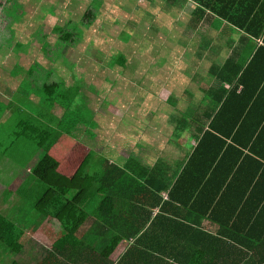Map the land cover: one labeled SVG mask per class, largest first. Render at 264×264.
Returning <instances> with one entry per match:
<instances>
[{"label":"crops","instance_id":"0c3cea01","mask_svg":"<svg viewBox=\"0 0 264 264\" xmlns=\"http://www.w3.org/2000/svg\"><path fill=\"white\" fill-rule=\"evenodd\" d=\"M6 1L8 0H0ZM165 1L166 3L163 0H150L152 8H155L152 11L150 33L156 38L149 42L143 37V41L138 43L134 62L137 67L139 64L140 66L137 73L131 74L130 79L125 77L119 81L117 90L120 89L121 92L116 94L117 105L109 106L112 115L108 117V122H105V116L110 113L105 109V112L101 113L93 107L90 109L91 120L98 128L95 129L88 123L85 129L75 130L76 139L65 137L49 152L60 163L59 173L64 176V165L67 168L68 166L63 153L64 148L69 146L70 151L81 147L80 155L85 153L82 163L91 154L94 155L92 162L102 158L141 176H144L145 172L150 173L151 177L155 178L153 181L155 180L156 186H168L167 190L160 193L161 205H164L162 202L168 201L172 185L181 179L187 170L192 171V177L186 178V182H199L201 174L199 175L196 169L203 163L197 154L201 143L210 145L216 141L214 137H217L226 145L230 144L226 134L237 128L235 115L242 111V104L236 96L232 97V92L240 95L244 91L238 84V79L250 63L251 58L245 57V53L252 49L248 41L240 39L244 37L242 34L246 33V27H236L231 21L233 18L243 20L255 17L260 6V2L255 3L257 0H208L210 7L204 9L200 8L202 5L195 0ZM21 8L19 5L15 9ZM261 44L262 42L258 41L257 48ZM21 45L23 47V44ZM44 67L40 68L43 70ZM255 70L248 75L251 92H255L260 78L259 71ZM29 71L32 72V69L27 70ZM235 71H238V74H235ZM13 72L14 70L2 74L5 83L0 82V98L5 102L10 101L11 93L18 90L21 81L26 79H23L25 75L14 76ZM45 76L42 80L39 76L36 77L39 82H43ZM12 80L18 81L15 90L11 89ZM249 96L251 98L250 92ZM30 103L36 106L39 97L32 95L26 106L21 108V115L23 119L31 117V121H34L37 110L34 107L31 109ZM63 114L59 107L52 110L55 119L61 118ZM97 114L105 115L101 117V123L99 115L96 119ZM13 118L14 114L7 111L0 123L5 124ZM110 122L117 125L116 138H110V135L104 133L107 141L103 143V150L98 152L95 149V146H98V131L103 125L105 130L106 124ZM251 127L252 125H248V128ZM10 144L8 152L0 150V264H27V259L34 260L32 264H43L53 245L64 237L62 235H65V232L63 234V225L59 220L44 215L47 205L42 208V204L35 206L42 196L44 185L32 174V168L41 157L37 146L29 140H22V149L18 147L19 142L11 141ZM207 151L210 150L204 148L203 152ZM80 166L68 177L73 176ZM89 172H94L92 166L89 167ZM43 191L45 192L44 188ZM166 208L170 212L164 216L186 215V208L179 203L169 204ZM160 210L161 207H157L153 211L154 217ZM155 220L153 218L150 221ZM173 220L178 222L175 225L182 228L185 225L193 228L201 225L202 232L217 237V224L208 218L181 217ZM167 221L170 219L160 218L157 219V224L167 228L171 224ZM93 223V219L86 223L80 237L88 236ZM166 232L165 236L162 233L161 236H170ZM180 233L183 235L185 231ZM29 237L33 241L27 240ZM38 237L44 243L53 240V244H45L46 246H41L38 252L31 253L33 246L41 243ZM184 239L174 236L171 241L192 244L206 241L203 237L197 238L187 234H184ZM126 247L127 244L122 243L113 255H117V258L113 260L112 256L111 261H118ZM206 249L208 256L212 257L211 262L206 264H221L218 259H221L222 255L218 247ZM121 250V254H116ZM168 250L170 248L166 246L163 253L168 254ZM183 251L185 254L190 253L189 250ZM226 258L229 260V254ZM230 259H233L232 253Z\"/></svg>","mask_w":264,"mask_h":264},{"label":"trees","instance_id":"16d2710c","mask_svg":"<svg viewBox=\"0 0 264 264\" xmlns=\"http://www.w3.org/2000/svg\"><path fill=\"white\" fill-rule=\"evenodd\" d=\"M145 1L151 3L150 0ZM195 1L202 5L200 8L210 7L208 0ZM93 2L96 5L94 9L100 8V2ZM259 2L255 17L233 18L231 21L236 27H246V33L242 34L245 38L242 36L240 39L248 41L252 49L245 53V57L251 58L250 63L238 79L244 91L240 95L232 92V97L236 96L242 104V111L235 115L237 128L226 134L230 144L226 145L217 137L210 145L201 143L197 154L203 163L196 169L201 174L199 182L187 183L186 178L192 177V171L187 170L172 185L168 201L162 202L164 205L160 204V193L168 186H156L150 173L145 172L141 176L102 158L92 162L94 155L91 154L72 177L59 173L60 163L49 154L50 150L65 137L76 139L75 130L85 129L88 123L98 127L91 120L87 98L82 97L81 83L69 86L65 81L53 79L51 72L41 68L46 75L43 82L38 81L34 69L32 72H13L14 76L25 75L23 79L26 78L21 81L16 94L22 107L32 95L39 97L36 106L32 103L29 106L37 110V116L34 121L31 117L23 119L21 108L14 111L12 102L6 103L0 98V122L10 111L14 114L17 129L20 128L11 141L22 143V140H29L37 146L41 157L32 168V174L48 188L37 205L42 204L41 208L47 205L44 215L59 220L65 232L64 237L53 245L43 264H206L212 259L206 248L216 246L222 255L218 259L221 264H264V0L255 3ZM86 18V27H90L97 14L91 11ZM59 29L54 47H59L60 52L66 47H77L80 39L75 41L72 32ZM45 38L41 57L44 61L45 56H49ZM128 40L129 36L125 41ZM258 41L262 44L257 48ZM46 63L52 66L50 60ZM255 69L259 71L260 78L255 92H251L248 75ZM55 107L63 110L61 118H53ZM248 125L252 127L248 128ZM18 137L22 140L19 141ZM204 148L210 151L203 152ZM91 166L93 173L89 172ZM176 203L186 208V215L164 216L170 212L166 206ZM157 207L161 210L154 217L153 211ZM181 217L208 218L217 224V237L202 232L201 225L196 228L175 225L178 222L173 219ZM153 218L156 220L151 222ZM160 218H169L167 222L171 224L167 228L160 227L157 224ZM90 219L94 223L88 236L80 237ZM183 230L187 236L203 237L206 241L198 244L171 241L174 236L183 240L184 234L180 233ZM165 231L170 236L163 237ZM122 243L127 244L123 255L112 262L111 257ZM166 246L170 248L168 254L163 253ZM183 249L190 253L185 254ZM231 253L233 259H230ZM228 254L229 260L226 258Z\"/></svg>","mask_w":264,"mask_h":264},{"label":"rangeland","instance_id":"374dc122","mask_svg":"<svg viewBox=\"0 0 264 264\" xmlns=\"http://www.w3.org/2000/svg\"><path fill=\"white\" fill-rule=\"evenodd\" d=\"M96 1L100 2L98 9H94L96 5L93 0H8L0 2V79L4 72L8 73L12 70L20 73L18 70L24 72L25 69L27 72V70L34 69L40 80L45 75L44 71L51 72L53 79L65 81L69 86L80 82L84 93L82 97L87 98V102L90 101L89 104L87 103L90 109L94 107L101 113L105 112V109L107 113H110L112 111L109 109L110 104L117 105L115 104L116 94L121 92L120 89L117 90L119 81L125 77L130 79L131 74L138 71L140 64L137 67L134 62L138 43L143 41V37L149 42L156 38L150 33L151 16L155 8H152L151 3L145 0ZM19 5L22 8L15 9ZM91 11L97 14V18L92 26L86 27L88 23L86 17ZM55 28L56 32H54ZM59 28L72 32L75 41L80 39L77 47H66L61 52L59 47H54L59 38L57 34V32L60 33ZM44 36H46L45 42L49 49V56H45V59L50 60L52 66L40 60ZM128 36L129 40L125 41ZM17 43L23 44V47L22 45L17 47ZM12 61L16 63L14 66H12ZM43 66H45L44 71L40 69ZM0 82L5 83V78ZM11 84V89L15 90L18 81L12 80ZM17 92L18 90L14 92V97L16 96L17 99L12 97L10 100L14 111L22 108L21 100L16 95ZM113 109L116 111L115 108ZM98 115L101 123V117L105 115L97 114L96 119ZM111 115L112 113L105 116L106 123ZM15 122V119H12L5 124L0 123V150L2 151H9L11 139L15 138L14 135L20 130V128L17 129ZM103 127L98 131L99 140L96 143L98 146H95L98 152L103 150V143L107 141V137L105 139L103 134L106 133L110 135V138H116L118 131L116 123L106 124L105 130ZM18 139L22 140L21 137ZM19 149H22L20 143ZM64 149L63 156L68 166L67 168L64 165L66 170L64 174L70 176L82 164L85 153L80 155L81 147L76 148V151H70V146ZM43 188L45 192L48 189L45 185ZM43 188L42 195L44 194ZM38 239L41 243L36 244V247L33 246L34 250L31 253L38 252L41 246H46L45 244H53V240L44 243L40 237ZM27 240L33 241L31 237ZM122 250L116 254H121ZM116 258L117 255L112 259ZM33 261L27 259L26 263L32 264Z\"/></svg>","mask_w":264,"mask_h":264}]
</instances>
